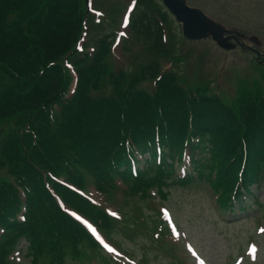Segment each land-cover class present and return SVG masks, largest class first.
Masks as SVG:
<instances>
[{"label":"trees","instance_id":"trees-1","mask_svg":"<svg viewBox=\"0 0 264 264\" xmlns=\"http://www.w3.org/2000/svg\"><path fill=\"white\" fill-rule=\"evenodd\" d=\"M162 6L159 0H137L131 20L132 30L157 54L169 53L156 17ZM85 11V0H0V166L13 178H0V227L5 228L0 264H20L9 255L23 240L30 243V264H62L68 254L85 258L86 236L60 210L44 172L64 173L68 167L85 178V170L100 171L98 182L104 185L126 165L128 138L152 149L160 137L163 145L160 165L154 155L139 177L126 171L132 185L190 181L177 179L169 158L199 134L194 179L214 174L224 204L239 180L238 198L253 182L264 188V95L246 92L230 106L203 87L190 92L174 72L146 91L140 84L157 75L160 62L132 74L112 72L105 62L112 33L95 39L93 59L74 55ZM67 53H74L79 72L70 99L64 98L71 80ZM19 187L26 191L25 221L17 219L23 203ZM68 199L76 206L85 203L75 194Z\"/></svg>","mask_w":264,"mask_h":264},{"label":"rangeland","instance_id":"rangeland-1","mask_svg":"<svg viewBox=\"0 0 264 264\" xmlns=\"http://www.w3.org/2000/svg\"><path fill=\"white\" fill-rule=\"evenodd\" d=\"M188 2L191 5L193 3L202 5L209 14L219 18L229 27L244 31L248 35H257L260 38L258 41L260 45L248 38L247 43L257 46L264 52V0H188ZM92 6L102 11L106 17H118L126 8L124 0H93ZM177 31L181 32V25L175 22L174 32ZM180 40L183 43V46H180L183 54L179 59L186 57V54L190 57L189 70L182 68V61L180 63L176 61L181 70L179 74L184 73L191 81L185 82L182 77L187 87L210 81L208 84L211 85V91L217 92L231 105L241 96L240 92L237 94L238 91L264 88L258 84L264 83V63H257L256 56L251 51L239 46L225 50L211 38L190 40L181 35ZM134 47L136 53L137 49L141 48L139 44H134ZM135 52L130 53L128 57L131 62L146 57L145 54ZM256 199L263 203L262 207L258 206ZM164 201L165 205L172 209L181 230L186 232L187 241L194 245L199 256L203 257L207 264H233V260L239 255L246 259L242 264H264V189L256 190L255 197L251 199L254 203L251 209L246 208L242 212L237 210L233 216L227 212L221 214L208 187L197 183L187 187L172 186L170 190L168 189ZM150 203L140 198H137L136 202L131 201L125 207L126 214L128 213L126 218L135 219L134 214L141 206L151 226L149 217L154 219L155 214ZM129 222L131 224L132 220ZM121 223L114 229L115 236L124 243V248L131 251L138 262L179 264L175 256L168 254V249L162 248L152 238L150 229L136 228V234L132 238L129 232L122 230L121 225L124 221ZM251 242L256 243V247H253ZM188 256L190 257L189 253ZM69 260L67 259L64 264H76L75 261ZM191 262L196 264L194 259Z\"/></svg>","mask_w":264,"mask_h":264},{"label":"water","instance_id":"water-1","mask_svg":"<svg viewBox=\"0 0 264 264\" xmlns=\"http://www.w3.org/2000/svg\"><path fill=\"white\" fill-rule=\"evenodd\" d=\"M174 11L178 19L183 21L184 33L192 38L206 36L210 33L220 43H224L225 27L207 17L201 10L187 5L186 0H164Z\"/></svg>","mask_w":264,"mask_h":264},{"label":"snow or ice","instance_id":"snow-or-ice-1","mask_svg":"<svg viewBox=\"0 0 264 264\" xmlns=\"http://www.w3.org/2000/svg\"><path fill=\"white\" fill-rule=\"evenodd\" d=\"M253 251H255V249H253Z\"/></svg>","mask_w":264,"mask_h":264}]
</instances>
